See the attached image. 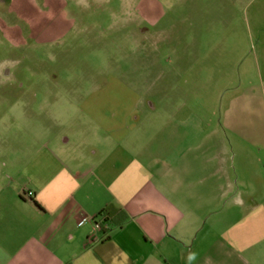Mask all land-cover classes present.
<instances>
[{
  "label": "crops",
  "instance_id": "crops-1",
  "mask_svg": "<svg viewBox=\"0 0 264 264\" xmlns=\"http://www.w3.org/2000/svg\"><path fill=\"white\" fill-rule=\"evenodd\" d=\"M172 97L142 139L137 125L88 157L48 156L47 144L5 159L0 264H264V100L236 94L209 125ZM111 105L99 110L130 113Z\"/></svg>",
  "mask_w": 264,
  "mask_h": 264
},
{
  "label": "rangeland",
  "instance_id": "rangeland-1",
  "mask_svg": "<svg viewBox=\"0 0 264 264\" xmlns=\"http://www.w3.org/2000/svg\"><path fill=\"white\" fill-rule=\"evenodd\" d=\"M236 94L264 100V0L0 2L1 169L47 144L88 157L137 125L142 139L170 95L218 125Z\"/></svg>",
  "mask_w": 264,
  "mask_h": 264
},
{
  "label": "trees",
  "instance_id": "trees-1",
  "mask_svg": "<svg viewBox=\"0 0 264 264\" xmlns=\"http://www.w3.org/2000/svg\"><path fill=\"white\" fill-rule=\"evenodd\" d=\"M108 214L109 213L104 210L98 216L99 220L97 221V224H99L101 227V230L99 232L102 239H104L107 236L108 232H110L111 230V226L108 223Z\"/></svg>",
  "mask_w": 264,
  "mask_h": 264
},
{
  "label": "built area",
  "instance_id": "built-area-1",
  "mask_svg": "<svg viewBox=\"0 0 264 264\" xmlns=\"http://www.w3.org/2000/svg\"><path fill=\"white\" fill-rule=\"evenodd\" d=\"M83 223V222H82ZM96 228L100 231L101 230V227L99 224L96 223Z\"/></svg>",
  "mask_w": 264,
  "mask_h": 264
}]
</instances>
